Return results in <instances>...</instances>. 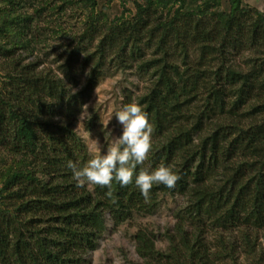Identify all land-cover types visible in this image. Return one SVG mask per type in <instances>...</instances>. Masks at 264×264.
I'll return each mask as SVG.
<instances>
[{"label": "trees", "instance_id": "1", "mask_svg": "<svg viewBox=\"0 0 264 264\" xmlns=\"http://www.w3.org/2000/svg\"><path fill=\"white\" fill-rule=\"evenodd\" d=\"M195 2L132 0L129 18L106 23L91 10L61 43L54 69L35 55L30 16L1 20L12 44L0 45V147L19 163L0 173V264H84L107 219L152 215L165 195L183 198L166 248L138 229L141 261L129 264H264V11L225 0L207 13ZM126 70L147 78L126 104L139 100L153 126L137 172L165 163L179 176L172 188L154 185L147 200L134 181H113L108 197L67 167L91 156L75 131L81 105L101 80ZM98 121L90 114L84 128Z\"/></svg>", "mask_w": 264, "mask_h": 264}, {"label": "rangeland", "instance_id": "2", "mask_svg": "<svg viewBox=\"0 0 264 264\" xmlns=\"http://www.w3.org/2000/svg\"><path fill=\"white\" fill-rule=\"evenodd\" d=\"M206 1L205 5L202 0H196L195 4L198 3L207 13L226 7L225 0ZM177 5L178 3L174 2V7ZM243 5L264 11V0H243ZM91 10L93 13L101 11L99 22L106 23L109 19L120 15L123 19L129 18V15L134 13L135 6L132 0H125L122 4L120 0H95L93 7L87 0H0V22L12 14L20 17L30 16L33 21L32 33L35 35L33 41L35 55H39L44 60L45 66L54 69L57 64L55 61L62 52L61 43L83 29ZM102 12L106 15H102ZM4 22L6 25V21ZM11 44L9 35L2 33L0 45ZM232 59L235 62L242 61L244 55L239 52L232 55ZM1 64L2 59H0V80L4 77ZM143 79L130 70L118 71L101 80L92 91L85 104L88 106L87 112L81 118L79 116L75 125V131L84 141L89 154H93L97 142L100 148H106L112 137L121 134L122 127L115 116L113 115L110 121L109 118L114 110L126 104L127 95L134 97L136 93L146 88L147 78ZM93 113L97 114L99 121L95 130L88 131L84 128V119ZM109 131L112 136L109 135ZM18 159L19 157L14 156L7 149L0 147V173L16 166L19 163ZM0 183L2 184L1 180ZM182 201L183 198L180 196L165 195L161 197V203L152 215L136 214L130 220L117 225L107 219L106 228L97 247L87 255L84 264H129L131 261H141L135 251L133 239L134 233L141 228L154 231L156 246L160 249L166 248L165 231L172 229L173 210Z\"/></svg>", "mask_w": 264, "mask_h": 264}, {"label": "clouds", "instance_id": "3", "mask_svg": "<svg viewBox=\"0 0 264 264\" xmlns=\"http://www.w3.org/2000/svg\"><path fill=\"white\" fill-rule=\"evenodd\" d=\"M87 107L81 105L80 118L87 112ZM113 115L122 127L121 134L112 137L106 148H100L97 142L93 154L83 165L69 161L67 167L72 171L73 179L79 183L87 181L106 187L108 197L112 196L113 181L121 187L134 181L146 200L150 198L154 185L174 187L179 176L172 165L161 163L155 168H140L137 172L138 166L144 165L149 159L152 150L153 126L145 106L134 99L114 110L109 121ZM109 135L112 136L110 131Z\"/></svg>", "mask_w": 264, "mask_h": 264}, {"label": "built area", "instance_id": "4", "mask_svg": "<svg viewBox=\"0 0 264 264\" xmlns=\"http://www.w3.org/2000/svg\"><path fill=\"white\" fill-rule=\"evenodd\" d=\"M2 189L3 188H2V185L0 183V207L3 205V201H4V198H3L4 193H3Z\"/></svg>", "mask_w": 264, "mask_h": 264}]
</instances>
